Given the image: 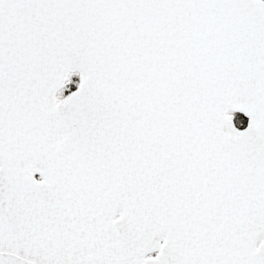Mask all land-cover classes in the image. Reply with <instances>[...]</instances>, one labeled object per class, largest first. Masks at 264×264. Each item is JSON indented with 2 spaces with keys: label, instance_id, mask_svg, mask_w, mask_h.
Segmentation results:
<instances>
[{
  "label": "snow or ice",
  "instance_id": "snow-or-ice-1",
  "mask_svg": "<svg viewBox=\"0 0 264 264\" xmlns=\"http://www.w3.org/2000/svg\"><path fill=\"white\" fill-rule=\"evenodd\" d=\"M0 264H264V0H0Z\"/></svg>",
  "mask_w": 264,
  "mask_h": 264
}]
</instances>
